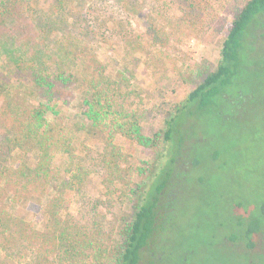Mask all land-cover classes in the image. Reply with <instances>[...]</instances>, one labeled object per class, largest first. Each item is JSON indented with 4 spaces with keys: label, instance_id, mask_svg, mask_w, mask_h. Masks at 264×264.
<instances>
[{
    "label": "rangeland",
    "instance_id": "374dc122",
    "mask_svg": "<svg viewBox=\"0 0 264 264\" xmlns=\"http://www.w3.org/2000/svg\"><path fill=\"white\" fill-rule=\"evenodd\" d=\"M247 1L144 0L143 14L130 15L116 0H67L62 9L57 0H34L37 22L50 26L47 47L68 54L64 61L72 80L68 86L54 82L51 90H39L27 75L4 69L0 57L7 83L0 113L20 116L47 105L51 109L42 124L52 143L50 178L42 190L32 181L37 161L32 143L0 157V211L15 219L12 232L0 222V264H110L118 226L133 214L136 196L131 191L151 182L149 172L167 145L145 148L116 128L112 143L120 156L117 170L113 163L110 173L119 172L110 177L103 164L110 149L108 133L92 129L82 107L94 98L90 81L99 82L96 107L107 110L114 123H135L144 136L162 134L173 107L215 68L226 31ZM149 22L160 28L159 43L147 35ZM249 58L246 70L253 67L258 74L243 75L244 84L226 93L220 115L191 119L183 129L182 153L167 165L172 172L160 195V203L169 202L170 208L160 219L162 262L264 263L261 232L253 236V247L228 243L235 224L246 223L251 211L264 224V61L258 65ZM243 85L244 102H234L230 113L226 96L239 93ZM256 85L262 90L253 95ZM255 98L239 113V106ZM179 115L187 117L186 112ZM3 130L0 119V139ZM80 173L83 181L77 186L74 175ZM64 186L70 190L61 206L46 211ZM244 223L240 235L249 224ZM22 228L37 234L28 238ZM152 240L157 241V232ZM7 245L14 257L4 250ZM17 249L22 252L15 254ZM149 258L150 251L143 252L140 264Z\"/></svg>",
    "mask_w": 264,
    "mask_h": 264
},
{
    "label": "trees",
    "instance_id": "16d2710c",
    "mask_svg": "<svg viewBox=\"0 0 264 264\" xmlns=\"http://www.w3.org/2000/svg\"><path fill=\"white\" fill-rule=\"evenodd\" d=\"M65 1L67 0H57L58 4L62 6L61 9ZM116 1L118 7L130 15L143 14L141 12L144 9V0ZM85 14L88 13L85 12ZM144 16L148 15L145 14ZM37 20L34 0H0V57L3 59L4 69L17 76H21V74L27 75L30 82L39 90H51L54 82H58L61 86H68L72 80V74L66 71L68 63L64 61L68 54L51 53L47 47V35L49 34L50 26L45 21L38 23ZM260 30H264V0H248L234 16L226 31L219 50L220 58L215 68L205 73L199 84L188 93L181 104L173 107V113L164 121L162 134L159 132L152 136H144L141 134L139 126L135 123H131L128 127L114 123L109 118L107 110L103 111L97 108L99 105L97 103L99 82L90 81V87L94 89V98L84 101L82 107L90 127L94 130H102L108 133L106 140L110 149L105 156L103 164L106 166L110 177L119 172L110 173L114 168L112 166L114 165L113 163H115L117 170V162L120 156V152L112 143L113 135L111 133L113 131L116 132V128L142 147L154 148L160 142L167 145V152H161L159 159L152 166V172H149V180L151 182L146 183V185L141 182V186L139 185L137 191H131L136 196L133 214L130 221H124L118 226L115 233L117 238L116 247L109 254L110 264L140 263L144 248L148 246L150 239L158 230L160 195L167 186V180L172 172V168L167 165L171 163L174 165L176 159L182 153L185 141L183 129L193 118L200 120L211 114L219 113L217 115H220L219 103L221 100L226 103L224 97L226 93L232 87H236L237 83L238 85L244 84L241 82L243 75L252 76L258 74L253 67H249L246 70L245 64L248 63L246 61L247 56L250 57L249 59L253 63L258 65L264 61V31ZM259 32L262 33L259 35ZM147 35L153 43L160 42V28L153 22H149ZM51 66L55 67L54 73L50 71ZM5 80L3 71L0 70V95L7 88ZM240 88L239 93L226 96L229 107H231L230 113L234 112V102H244L243 98L246 96L242 97L241 94L246 90V86L243 85ZM261 90L262 88L256 85L251 92L253 95L255 92L258 95V91ZM256 100L257 98H255L254 102L247 101L243 107V104L239 106V113H243L245 107L252 105L251 103H255ZM40 108L33 111L27 110L20 116L0 113L4 128L1 135L2 139H0V157L11 156L15 150L22 151L25 149V144L32 143L37 153L32 181L33 183L37 182L42 190L50 178L49 152L52 143H50L49 135L42 124L44 112L51 108L47 105ZM227 111H229L228 107ZM184 112L187 113V117L181 119L179 113ZM164 157L166 158L165 164L163 162L160 166V159ZM160 167L163 168L160 170ZM143 171L142 168L138 169L140 174ZM23 175L25 174L22 173ZM74 177H78L77 186H81L83 181L82 173L80 175L76 174ZM69 188L64 186L58 190L57 194L48 201L45 210L61 206L63 196L70 190ZM252 213L253 211L245 217L246 223H249L244 231V240L247 248L253 247L252 238L260 232L264 241V224L260 221L262 218L255 217ZM261 215L264 216V205L261 208ZM0 222L3 226L10 229L11 232L13 231L15 219L10 214L0 211ZM241 223H244L243 220ZM246 223H244L245 226ZM22 233L30 238L35 233L37 234V231L31 228H22ZM11 237L13 236L11 235ZM236 237L234 235V238ZM3 248L7 255L14 257L12 256L13 254H10L9 245ZM20 252L22 250L17 249L15 254Z\"/></svg>",
    "mask_w": 264,
    "mask_h": 264
},
{
    "label": "flooded vegetation",
    "instance_id": "af4514ba",
    "mask_svg": "<svg viewBox=\"0 0 264 264\" xmlns=\"http://www.w3.org/2000/svg\"><path fill=\"white\" fill-rule=\"evenodd\" d=\"M260 31L263 32L264 30H260ZM262 32H259L258 34L260 35V33H262ZM260 40H263V39H260ZM169 209H170L169 208V202H168V204L167 203H162V204L160 203V210H159L160 219H162V217L164 216V213L167 212ZM161 221L162 220L159 221L158 230L156 231L157 232V241L153 242V240H152L153 237H152L149 241L148 246L144 248V252H146L147 250L150 251V258H149L147 264H182L180 261H178V258L175 261L170 260V262H168V261L162 262V257L160 255V247L164 246V245L162 246L164 239H161V236H162V233L164 230L163 229L164 226H162ZM242 225H243L242 223L241 224L240 223L235 224V226L233 227V232H231L232 237L230 235L228 238V243L232 242V243H230V245L236 244L238 248L242 247L244 245V242H245L244 232L241 235L239 234V230L242 229ZM234 235H236L237 237L234 238ZM252 240H253V238H252ZM242 248L244 249V247H242ZM183 261H185V259H183Z\"/></svg>",
    "mask_w": 264,
    "mask_h": 264
}]
</instances>
